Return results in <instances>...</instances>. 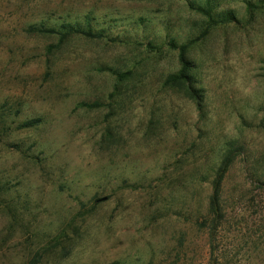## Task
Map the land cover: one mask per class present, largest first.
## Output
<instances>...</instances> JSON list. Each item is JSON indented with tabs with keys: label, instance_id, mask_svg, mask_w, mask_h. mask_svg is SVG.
<instances>
[{
	"label": "rangeland",
	"instance_id": "1",
	"mask_svg": "<svg viewBox=\"0 0 264 264\" xmlns=\"http://www.w3.org/2000/svg\"><path fill=\"white\" fill-rule=\"evenodd\" d=\"M205 2L0 0V264H264V0Z\"/></svg>",
	"mask_w": 264,
	"mask_h": 264
},
{
	"label": "trees",
	"instance_id": "2",
	"mask_svg": "<svg viewBox=\"0 0 264 264\" xmlns=\"http://www.w3.org/2000/svg\"><path fill=\"white\" fill-rule=\"evenodd\" d=\"M200 6L201 7H199L198 9H200V11L207 17L209 23L213 25L225 24L231 22L234 19V16L230 11L216 10V6L212 4L210 0H206V2ZM35 27V29L39 31L57 32V30H55L54 28H47L42 25H40L39 28H37V26ZM61 28L64 29L62 32V34L64 35L73 32L90 35V30L84 31L76 24H63ZM176 48L179 50V61L181 66L176 74L170 76V81L184 84L186 86L187 93L189 94V96H191L195 100L197 106L200 107L201 94L197 89L192 87L190 75L191 70L188 64V60H186L185 58L186 45H181ZM34 121L35 120L33 119L25 121L23 123V126H32ZM226 145V151L223 154L221 162L216 169L214 178L211 181L212 193L209 197L207 209L202 215L201 221L199 222V228L201 230H207V233L210 236L211 245L212 242L214 243L216 239L215 236L219 233L221 227L226 222L227 213L226 206L223 204L222 183L226 172L234 161V150L238 147L236 146V144H234V140H229ZM245 180L248 181L250 184H256L259 188H264V157H260L258 160L255 161V163H251L250 167L247 169Z\"/></svg>",
	"mask_w": 264,
	"mask_h": 264
}]
</instances>
